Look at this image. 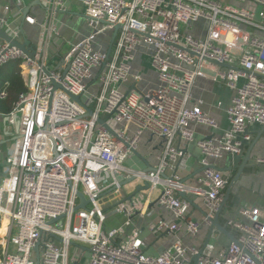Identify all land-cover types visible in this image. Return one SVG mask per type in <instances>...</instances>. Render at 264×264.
I'll return each instance as SVG.
<instances>
[{"label": "built area", "instance_id": "built-area-1", "mask_svg": "<svg viewBox=\"0 0 264 264\" xmlns=\"http://www.w3.org/2000/svg\"><path fill=\"white\" fill-rule=\"evenodd\" d=\"M80 2L91 32L77 43L64 48L65 42H52L61 28L56 16L63 0H44L40 37L30 45L34 59L0 39V69L18 62L27 87L10 114L20 130L0 184V219L9 220L0 264H36L37 243L40 264H191L198 252L184 247L181 233L193 236L201 225L187 221L189 204L179 193L202 198L208 211L203 222L211 224L227 181L210 166L225 155H240L251 139L248 129L264 124V0ZM7 13L8 8H0V29L19 40L21 33L12 31ZM197 20L208 24L201 39L183 31ZM24 21L36 24L30 16ZM114 26L119 30L107 54L112 37L98 39ZM141 46L151 51L159 86L145 93L122 92L121 85L140 80L131 75V64ZM198 77L225 83L235 96L226 112L229 130L197 141L204 170L200 187L189 189L177 174L188 154L176 142H194L191 124L216 127L201 102L188 106ZM70 96L79 97L81 105ZM5 97L4 87L0 100ZM143 133L162 142L154 171L146 173L125 166ZM12 175L14 186L5 189ZM130 179L134 190L117 200L120 183ZM152 190L173 216L151 229L172 240L157 257L143 253L145 244L133 226L135 217L153 215L147 211ZM78 192L87 204L76 210ZM108 207L124 217L122 226L106 229ZM226 225L238 245L230 243L214 255V246L207 244L197 264H264V207L245 206Z\"/></svg>", "mask_w": 264, "mask_h": 264}, {"label": "crops", "instance_id": "crops-1", "mask_svg": "<svg viewBox=\"0 0 264 264\" xmlns=\"http://www.w3.org/2000/svg\"><path fill=\"white\" fill-rule=\"evenodd\" d=\"M2 7L8 8L7 15L12 31L21 33L22 30L25 38L30 42V45L37 43L40 37L41 27L45 19L44 0H0V8ZM26 7H29L27 16L35 19V25L31 26L23 20L22 11H25ZM83 16V7L80 0H63V11L59 12L56 16L58 23L61 24V28L59 34L52 40V42L58 45H62L61 43L65 42L64 48H66L87 37L89 32H81L83 26L88 28L86 19ZM80 17L83 19L81 23L78 22ZM197 21L190 23L189 27L184 28L183 31L186 35H190L196 39H201L205 36L208 24L205 21H202L203 34L199 37L198 35L192 34L194 24H196ZM34 28H36V33L34 32ZM112 35L113 31L109 32L108 37H112ZM21 39L22 36L20 34L19 40ZM110 42L111 40L109 43ZM140 48L141 47H139L135 52L134 61L131 64V75H138L140 80L136 83L130 81L127 84L121 85L120 91L122 92L135 89L137 92L145 93L146 91L155 89L159 86L156 72L149 63L151 51L144 47L148 58L144 62L139 54ZM13 73L18 74L22 81L24 88L22 92L27 89L25 78L23 76L25 72L19 68L18 62H11L0 69V90L5 87L6 95L10 83L9 80ZM19 94L20 93L13 97V105L17 102ZM234 96L235 92L229 90L225 83H217L206 77H198L196 79L191 91V100L189 101L188 106L192 107L201 102V109L203 113L215 121L216 127L212 128L206 125L191 124L189 125V129L194 134V142L186 143L184 141L177 140L176 145L188 154V158L184 163L185 165H182L181 168L177 170V174L181 178V183L184 184L185 187L189 189L200 187L199 181L202 178L203 171H201L202 168L198 163L200 150L197 146V141L211 138L213 136L219 138L229 130L226 112ZM5 100L6 97L1 99L0 102H4ZM217 104H220V107L217 108ZM5 110V107L1 103L0 119L3 121V126L0 130V184L6 177L8 168L6 160L15 154L20 130V127L18 128V120L14 121L12 119L13 117L10 116L12 111L10 113H5ZM8 122H10L11 128H9ZM263 125L264 124L253 125L248 129L247 133L251 139L245 144L240 155H225L222 159L214 162L217 167L231 169L228 172L221 173L227 181V186L223 191L224 197L227 187L237 174L238 168L240 167L249 147L253 144V142H255L250 151L247 166L243 168L242 173L238 176L232 186L226 205L218 218L219 224L223 226L231 235H234V232L227 227V219L235 217L237 211L245 206L257 205L261 208L264 207V163H260L261 160L264 161V130L261 131L263 129ZM131 131H133V128ZM142 136L144 138L143 143L139 144L136 151L140 157L135 155L134 157L145 167L147 165L153 168L157 165L156 155L162 149V142L156 137H151L148 133H143ZM135 186L136 184L133 183H125V185L121 187L120 192L116 194V199L119 200L120 198L126 197L134 190ZM147 194L149 199L147 200L149 203L147 211L152 212L153 215L150 217H135L133 226L145 244L143 253L150 257H157L170 247L172 240L167 237L166 232L153 235L151 229L153 224L159 221L171 222L173 220V216L168 210L157 203V196L159 194L158 191H147ZM180 194H184L186 199L182 198ZM179 196L186 200L189 204L187 221L197 222L201 225L198 232L193 236L185 235V231H182L181 234L184 236V247L189 249L194 248L197 252L202 250L203 253L205 251V246L207 244H211L214 246V251L212 252L214 255L220 249L227 247L230 244L229 240L218 229L211 228V224L203 222V218L205 217L203 216V213L207 214L208 211L202 201V198L196 197L188 191L187 193H179ZM105 211L106 221L112 218L121 219L120 225L111 229H116L123 225L124 217L114 211L113 207H108ZM207 239L208 243L205 244Z\"/></svg>", "mask_w": 264, "mask_h": 264}, {"label": "water", "instance_id": "water-1", "mask_svg": "<svg viewBox=\"0 0 264 264\" xmlns=\"http://www.w3.org/2000/svg\"><path fill=\"white\" fill-rule=\"evenodd\" d=\"M28 10H29V7H26V10L25 11H22V15H23V20L24 18L27 16V13H28ZM85 18V16H83ZM103 23V22H101ZM119 30V26H114L113 28V35H112V38H111V42H110V46H109V49L107 51V54L109 53V50H110V47L113 43V40L117 34V31ZM21 36H22V39L21 40H13L12 38H10L4 31H2L0 29V39L1 40H4V41H7L8 43H10L11 45L15 46L16 48H18L19 50H21L28 58L30 59H34V52L32 51L31 47H30V42L25 38L24 34H23V31L21 30ZM222 67H228L229 66H226V65H221ZM72 97V99L77 102L79 105H81V102L79 100V97H73V96H70ZM89 115H91V111H88ZM98 124L100 125H105L104 121L103 120H98ZM105 127L109 129L108 126L105 125ZM264 130V125H263V129L261 131ZM111 131V130H110ZM255 144V142H253V144L249 147L246 155L244 156V159L240 165V167L238 168V172L237 174L235 175L234 179L232 180V182L228 185L227 187V191L223 197V200H222V203L217 211V213L215 214V217L214 219L211 220V228H216L218 229L228 240L230 243H233V244H236L238 245L237 243V240L235 239V237L233 235H231L223 226H221L219 224V216H220V213L221 211L223 210V208L225 207L226 205V202L229 198V195L231 193V188L232 186L234 185L235 181L237 180L238 176H240V174L242 173L243 171V168H245L247 166V162L249 160V155H250V151L251 149L253 148V145ZM52 146V149L54 148L53 145ZM135 156H139L138 153H134ZM211 168L217 170L218 172L220 173H224V172H228L230 171L231 169L230 168H220V167H217L215 165H212L210 166ZM204 168L201 169V171H203ZM149 171H154L152 167H149L146 165L145 169L143 170V172H149ZM132 181L131 179L130 180H127V181H122L120 183V186H123L125 185V183H128ZM147 184L145 185V187H140V186H137L135 188V191L134 193H137L139 192L140 190H145L147 189ZM180 196L184 199H186L185 195L184 194H180ZM77 197L79 199V205L76 207V210L78 209H84L85 208V205L87 204V201L85 200L84 196L78 192L77 194ZM128 199H130V196L127 197ZM203 216L206 217V214L203 213ZM208 243V239L205 241V244ZM39 246H40V243H37L34 247V252H35V255H36V264H40V261H39ZM201 253H202V250H200L196 255H194L192 258H191V264H197V261L199 259V257L201 256Z\"/></svg>", "mask_w": 264, "mask_h": 264}, {"label": "rangeland", "instance_id": "rangeland-1", "mask_svg": "<svg viewBox=\"0 0 264 264\" xmlns=\"http://www.w3.org/2000/svg\"><path fill=\"white\" fill-rule=\"evenodd\" d=\"M83 21V19L80 17L79 18V21L78 22H82ZM202 21L203 20H198L197 22H196V24H194V30H193V32H192V34L193 35H198L199 37H201L202 36V34H203V27H202ZM76 28H77V26H76ZM34 32L36 33V28H34ZM81 32H91V29H89V28H86V26L84 27L83 26V28L81 29ZM198 32H199V34H198ZM108 35H109V31L108 32H106L104 35H102L99 39H98V42H102L103 40L104 41H106L107 40V38H108ZM139 54H140V57L142 58V60L145 62L148 58H147V54H146V51H145V49H144V46H141V48L139 49ZM51 65V64H50ZM95 73V72H94ZM158 80V79H157ZM8 124H9V128H11L10 127V122H8ZM2 126H3V121H1V119H0V130H1V128H2ZM19 128V127H18ZM132 128L130 127V130H131ZM143 136L141 137V139H140V142H139V144L141 143H143ZM125 166L126 167H128V168H130V169H133V170H140V171H143L144 169H145V166L138 160V159H136L135 157H133L131 160H128V161H126L125 162ZM1 220L2 219H0V229H1ZM120 218H112V219H110V220H108V221H106V223H105V226H106V228L108 229V230H110L111 228H115L117 225H120ZM6 234V233H5ZM4 240H5V235H3V233L1 234L0 233V255H1V253H2V246H1V244L4 242Z\"/></svg>", "mask_w": 264, "mask_h": 264}, {"label": "trees", "instance_id": "trees-1", "mask_svg": "<svg viewBox=\"0 0 264 264\" xmlns=\"http://www.w3.org/2000/svg\"><path fill=\"white\" fill-rule=\"evenodd\" d=\"M10 83H9V87L7 89V95H6V100L4 102H0V104L2 103V105L5 107V113H10L13 108V102H14V96L18 93H21L24 88L22 85V81L19 77L18 74L13 73L12 77L10 78ZM2 228L0 229V233L2 234Z\"/></svg>", "mask_w": 264, "mask_h": 264}, {"label": "bare ground", "instance_id": "bare-ground-1", "mask_svg": "<svg viewBox=\"0 0 264 264\" xmlns=\"http://www.w3.org/2000/svg\"><path fill=\"white\" fill-rule=\"evenodd\" d=\"M12 119L14 121H17L18 120L16 117H13ZM14 181H15V175H12V178L10 179V181H6L4 183L5 189L10 188V187H13L14 186ZM10 205H11V197H9V199H8V207H10ZM8 225H9V220L4 217L1 220V226H2L1 228H2V231H3L2 232L3 235H5L6 231L8 230Z\"/></svg>", "mask_w": 264, "mask_h": 264}]
</instances>
